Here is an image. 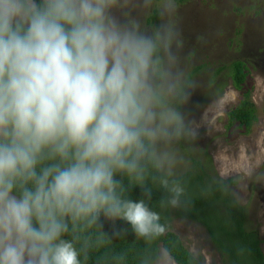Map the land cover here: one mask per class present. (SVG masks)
Instances as JSON below:
<instances>
[{
    "label": "clouds",
    "instance_id": "1",
    "mask_svg": "<svg viewBox=\"0 0 264 264\" xmlns=\"http://www.w3.org/2000/svg\"><path fill=\"white\" fill-rule=\"evenodd\" d=\"M120 6L0 0V264H82L79 234L101 216L159 236L150 181L168 194L161 206L179 203L176 146L194 132L174 26L126 23ZM174 8L161 0L163 16Z\"/></svg>",
    "mask_w": 264,
    "mask_h": 264
},
{
    "label": "rangeland",
    "instance_id": "2",
    "mask_svg": "<svg viewBox=\"0 0 264 264\" xmlns=\"http://www.w3.org/2000/svg\"><path fill=\"white\" fill-rule=\"evenodd\" d=\"M174 2L171 14L163 16L161 0H121L116 15L146 30L162 22L174 26L172 71L184 83L187 98L180 107L194 132L176 146L175 174L187 168L191 157L210 158L219 178L234 180L232 191L246 206L247 226L257 231L264 252V0ZM234 60L244 64L240 89L233 87L229 74L228 65ZM244 91L257 109L248 132L236 122L227 124L226 118ZM170 230L202 257V264H222L199 225L175 219ZM154 264L175 263L161 249Z\"/></svg>",
    "mask_w": 264,
    "mask_h": 264
},
{
    "label": "trees",
    "instance_id": "3",
    "mask_svg": "<svg viewBox=\"0 0 264 264\" xmlns=\"http://www.w3.org/2000/svg\"><path fill=\"white\" fill-rule=\"evenodd\" d=\"M151 17H156V9H153ZM228 69L233 87L240 89L245 78L243 62L234 60ZM262 111L264 113V105ZM226 118L227 124L236 122L247 132L251 129L257 118V109L248 91H244L237 104L228 109ZM175 178L183 188L175 207L161 206V200H166L168 194L158 185H152L151 181L148 184L151 191L148 205L160 214L164 227L159 236L149 240L138 239L125 222L109 221L101 216L94 228L79 234L80 240L85 235L90 240L82 264H154L161 249L175 264H202V257L190 252L180 237L170 230L175 219L202 227L222 264H264L261 238L257 231L247 226L246 206L234 195L232 178H219L210 158L194 157L190 158L186 169L175 174ZM128 195L137 199L144 193L139 187H134ZM97 242H101L100 246Z\"/></svg>",
    "mask_w": 264,
    "mask_h": 264
}]
</instances>
